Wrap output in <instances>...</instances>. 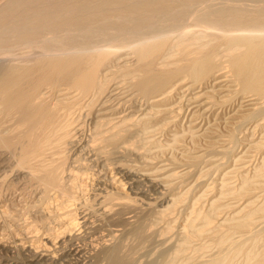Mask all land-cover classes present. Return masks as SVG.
I'll list each match as a JSON object with an SVG mask.
<instances>
[{
  "label": "bare ground",
  "instance_id": "obj_1",
  "mask_svg": "<svg viewBox=\"0 0 264 264\" xmlns=\"http://www.w3.org/2000/svg\"><path fill=\"white\" fill-rule=\"evenodd\" d=\"M2 252L264 264V0H0Z\"/></svg>",
  "mask_w": 264,
  "mask_h": 264
},
{
  "label": "rangeland",
  "instance_id": "obj_2",
  "mask_svg": "<svg viewBox=\"0 0 264 264\" xmlns=\"http://www.w3.org/2000/svg\"><path fill=\"white\" fill-rule=\"evenodd\" d=\"M186 110H187V112H186ZM188 110L190 111V109L189 108H184L183 109V113H182V115H181V117L180 118H178L177 119V121H176V123L178 124V126L179 127H177L176 128V130L177 131H182V130H185L187 127H188V125L189 124H187L188 123V121L190 120V117H188L189 115H190V112H188ZM185 116H187V117H185ZM188 118V119H187ZM187 122V123H186ZM198 122V121H197ZM221 122V121H220ZM207 126V124H202L201 123V125L199 124V126H201L203 129ZM186 126V127H185ZM182 127V128H181ZM222 132H223V130H222ZM245 134H239V135H237V139H238V144L235 146V148H234V153L232 154V156H230L229 157V160L227 161V164H225L223 167H222V170H228L229 168L231 169V167H232V160H233V158H234V156H240L241 154L240 153H242V155H244V154H246L247 153V147L245 148V146H246V144H247V141L246 140H248V133L247 132H244ZM247 133V134H246ZM169 135H171V134H169ZM242 135H245V137L244 136H242ZM247 135V136H246ZM157 137H160V136H157ZM163 137V138H162ZM159 140H161V142L163 143H166L167 144V142H169L171 139H170V137L167 135V136H162ZM220 138H222L223 139V141L225 140V138L223 137V136H221ZM219 138V141L221 140L222 141V139H220ZM241 138H243V139H241ZM244 138H245V140H244ZM247 138V139H246ZM255 138V137H254ZM243 140V141H242ZM186 143V147H187V153H192V154H195L196 153V151L198 150H196V151H194L193 149H192V147H191V145H188V144H190L188 141H186L185 142ZM223 144V143H222ZM221 144V142H220V145H222ZM224 145V144H223ZM189 149V150H188ZM246 149V150H245ZM178 150V149H177ZM217 150H220L219 148L217 149ZM175 151H176V149H175ZM193 151H194V153H193ZM245 151H246V153H245ZM167 153L168 152H164V153H162V154H166L167 155ZM174 154H175V156H176V158H179V157H177L179 154L181 155V152H179V151H176V153L174 152L173 153V156H174ZM165 155V156H166ZM241 155V156H242ZM174 156V157H175ZM190 156V155H189ZM209 157L207 156V158L206 159H208ZM219 158V157H218ZM229 163V164H228ZM231 163V164H230ZM202 167L201 168H199L200 170L201 169H205L206 167L204 166V165H201ZM94 167V166H93ZM93 167H89L88 168V171H86L87 172V174H86V177L87 176H90V177H87L84 181L86 182H84V184H86V186H87V189H89L90 188V190L91 189H97L98 188V186H96V181H97V179H100L101 177H103V178H106V179H108L109 180V177L110 178H112L113 177V175H111L110 173H105V172H99L98 173V171L100 170V168L98 169L97 167H94V170H93ZM204 167V168H203ZM199 169H198V171L196 172L197 174H195L196 175V177H197V175H199L200 173H199ZM90 170V171H89ZM92 170V171H91ZM225 172V171H224ZM199 173V174H198ZM220 173V172H219ZM218 172H216L215 174L213 173V174H211L210 176H208V178H207V180H206V182L203 184V185H201V187H199L198 186V188H195V193H197L199 190H201V189H204V187H205V185H208L210 182H213V181H216L215 179L217 178V177H220V175H218L219 174ZM91 174V175H90ZM107 174V175H106ZM103 175H105V176H103ZM93 178H92V177ZM97 178V179H96ZM116 178H118V177H116ZM194 178H195V176H194ZM102 179V178H101ZM195 180V179H194ZM208 181V182H207ZM93 182H95L94 184H93ZM191 182H193V179H191ZM93 186H95V187H93ZM203 186V187H202ZM93 187V188H92ZM197 187V186H196ZM122 193V194H121ZM120 194L121 195H123V196H128V195H131L130 194V188L129 187H127V186H125V187H123L122 188V191L120 192ZM153 221V220H152ZM79 233L80 234H82L80 231H77V228H76V230H74V232L73 233H71L72 235L74 234V235H79ZM40 246H42L43 244H44V242H41V243H38ZM38 244H37V246H38ZM35 246V245H34ZM148 249V250H147ZM146 250L147 251H145L146 253H144L143 254V258H142V260H144L145 258H148L149 256H150V254H152L153 252L152 251H154L155 249H154V246L153 245H151V246H149L148 248H147ZM150 249V250H149ZM33 250H36V249H33ZM4 255L5 253L4 252H2L0 255ZM6 255V254H5ZM149 255V256H148ZM52 256V255H51ZM144 256H145V258H144ZM141 260V259H140Z\"/></svg>",
  "mask_w": 264,
  "mask_h": 264
}]
</instances>
